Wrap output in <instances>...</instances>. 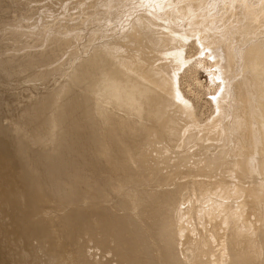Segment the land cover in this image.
<instances>
[{
	"label": "bare ground",
	"instance_id": "1",
	"mask_svg": "<svg viewBox=\"0 0 264 264\" xmlns=\"http://www.w3.org/2000/svg\"><path fill=\"white\" fill-rule=\"evenodd\" d=\"M54 1L0 0L3 79L58 73L0 119V264H264V0H161L120 36L136 0Z\"/></svg>",
	"mask_w": 264,
	"mask_h": 264
},
{
	"label": "rangeland",
	"instance_id": "2",
	"mask_svg": "<svg viewBox=\"0 0 264 264\" xmlns=\"http://www.w3.org/2000/svg\"><path fill=\"white\" fill-rule=\"evenodd\" d=\"M62 1V2H61ZM70 2V0H60V2L58 1L57 3H58V5H57V3H56V1H54V6H55V8H56V10L54 11V9H48V12H58V14L59 15H61L62 17H64L65 15H67V14H69V13H71V12H77V13H80L82 10H84L85 9V11H87V9H88V7H85V5L86 4H84V5H82L83 3L81 2V4L80 5H70V4H67V2ZM166 1H168V0H166ZM215 1H217V0H215ZM66 2V3H65ZM75 2H76V0H75ZM220 2V0H218V3ZM60 3H62V5L60 4ZM86 3V2H85ZM166 3V4H165ZM217 3V2H216ZM217 3V4H218ZM61 6H60V5ZM65 4V5H64ZM136 5L135 6H128V7H126V6H124L125 8H122L123 10H119V13H115L116 14V16L115 17H113L108 23H107V25L106 26H108V27H110L111 25H113V28H117L118 29V32L116 33V34H114L115 36H120L121 34H122V32L125 30V28L127 27V24H129V23H131L132 21H134L135 19H138L139 18V16H145V17H151V13H153V14H155V16H157V15H160V14H162V13H164V12H167L168 10H169V8H167V6L168 5H170V3L169 4H167V2H164V1H162L161 2V0H136V3H135ZM166 5V6H165ZM216 5V4H215ZM1 6H3V4L2 5H0V8H1ZM66 6V7H65ZM60 7V8H59ZM63 7V8H62ZM69 8H71V9H69ZM164 8H166V11H165V9ZM206 8H204V10H205ZM219 9V10H218ZM50 10V11H49ZM216 15H218L217 16V18L218 17H220L221 15H219V14H222V13H225V9H222L221 7H217L216 9ZM70 11V12H69ZM121 11H123L122 13H120ZM12 12V11H11ZM52 12V13H53ZM220 12V13H219ZM222 12V13H221ZM12 14V13H11ZM193 15H194V17L196 18V17H200V18H203V19H205L206 18V20L208 19V15L207 14H205V13H202V12H199V14H194L193 13ZM192 15V16H193ZM52 16V15H51ZM93 15H90V16H88V17H86V18H84V20H85V22L86 21H88L89 19H90V17H92ZM205 16V17H204ZM61 18V17H60ZM106 19V18H105ZM172 21H173V19H171ZM91 21V20H90ZM185 22L186 21H184L183 22V19H182V21H179V22H177V24H175L176 26L175 27H182V26H184L185 25ZM198 22H202V21H198ZM154 24H159V22L157 21V22H155ZM97 25V24H96ZM200 25H202V24H200ZM210 25V24H209ZM209 25H206L207 26V30H209ZM96 26L95 25H90V26H87L86 28L88 29L89 28V30L91 29H94ZM188 30H189V28H187ZM192 31V30H191ZM252 35V34H251ZM84 39H85V37H84ZM248 40H249V37H248ZM247 40V41H248ZM74 45V44H73ZM208 45V44H207ZM241 46L242 45H238L237 46V49L239 50L240 48H241ZM234 48H236V47H234ZM2 57H4L3 55H2ZM1 57V58H2ZM59 68L60 66H59V64H58V66L57 65H55L54 66V68ZM62 67V66H61ZM55 70H59V69H55ZM51 73V72H50ZM230 73V76H231V78H230V81L232 82V80H234L235 81V76H234V72H229ZM52 74V75H51ZM50 75L47 73L46 74V76H45V74H43L44 76H42V77H40V78H35L34 80L33 79H28V80H26L25 82H23V81H21V82H17V81H12L11 83H9L7 80V82L3 79V76H1L0 75V97H1V103H0V109H1V114H4V113H6V115H8V117L5 115V117H0V119H2V123L3 124H5V123H8V122H13V121H15L14 120V118H16L15 116L16 115H18V112H19V108L17 107L18 106V104L16 103L17 101H19L20 99H21V97H23L22 96V92H24V93H26V92H28V93H33V94H38V95H40V90H42L43 88H44V85H45V83L47 84V82H54V80L55 79H57L56 77H57V75H58V73H56L55 71H54V73L52 72ZM54 74H55V77H54ZM48 75V76H47ZM198 76H199V78H200V80H201V82H203V84L204 85H208V83H210V81H211V76H209V74L205 71V70H202V69H200L199 71H198ZM47 77H48V79H47ZM45 79V82L43 81ZM37 80V81H36ZM42 80V81H41ZM28 81H30V82H28ZM41 81V82H40ZM6 82V83H5ZM26 82H28V83H26ZM230 82V83H231ZM5 83V84H4ZM38 84V85H37ZM42 84H44L43 86H42ZM36 85V86H35ZM185 85V86H184ZM233 85V82H232V84L230 85V87ZM10 86H11V88H10ZM39 86V87H38ZM2 87V88H1ZM183 87V88H182ZM187 87V84L185 83V81L184 82H182L181 83V89H183L184 90V88H185V90H187L188 88H186ZM226 87V89H229V86H228V84H227V86H225ZM3 88H4V90H3ZM24 90H23V89ZM34 88V89H33ZM36 88H38V89H36ZM40 88V89H39ZM224 87H222L221 86V89L217 92V94H216V96H217V98L218 97H220L221 96V94L224 92V89H223ZM9 90V91H8ZM19 90V91H18ZM22 90V91H21ZM9 92V93H6V92ZM21 91V92H20ZM35 91V92H34ZM230 91H232V87L230 88V90H229V92ZM19 92H20V94H19ZM226 92V91H225ZM18 93V94H17ZM17 94V95H16ZM16 95V96H15ZM228 95V94H227ZM231 95V94H230ZM15 97V98H14ZM15 105H17V106H15ZM10 114V115H9ZM230 116H231V120L229 119V121L227 122L228 124L230 123V129L231 130H233V131H231L230 132V138H229V141H230V143L229 144H231L230 146H235L236 145V143H237V136H238V134H239V130H236V129H238V122L237 121H235V119H236V113H235V104H234V106H233V108L231 109V111H230ZM233 116V117H232ZM238 119V118H237ZM236 119V120H237ZM233 127V128H232ZM236 128V129H235ZM22 130H24V129H22ZM231 133H232V135H231ZM226 142H228V141H226ZM188 144H190V145H188ZM191 144H193L194 146H192ZM200 147L201 146H199L198 144H196V143H193V142H188V143H186V145H184V146H182L181 148H182V153H190V152H195L196 150H199L200 149ZM195 149V150H194ZM189 151V152H188ZM40 169H42V168H40ZM51 209V208H50ZM20 223L22 224V225H24V226H26V224H25V219L23 220V218H21L20 219ZM33 240H36V238H30V242H28V248H30V246L31 245H33V246H36V245H38V247L40 248V250H37V252H38V255L41 253V254H43L45 257H47L48 256V254L47 253H45L43 250H44V247H43V245L41 244V245H39V243L38 242H35V241H33ZM37 241V240H36ZM9 246H11V248H9V250L11 251V252H13L14 253V256H16V257H18V255H20V253L19 252H16V246H15V244L14 243H12L11 245H10V243H9ZM12 256V255H11ZM39 256H41V255H39Z\"/></svg>",
	"mask_w": 264,
	"mask_h": 264
}]
</instances>
